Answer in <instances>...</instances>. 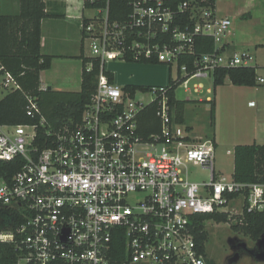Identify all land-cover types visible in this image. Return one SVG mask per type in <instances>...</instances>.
<instances>
[{
  "label": "built area",
  "instance_id": "2783aa9c",
  "mask_svg": "<svg viewBox=\"0 0 264 264\" xmlns=\"http://www.w3.org/2000/svg\"><path fill=\"white\" fill-rule=\"evenodd\" d=\"M205 2L129 0L128 17L114 20L107 0L80 25L92 51L86 57L100 66L80 122L49 129L44 147L35 143L37 124L0 125V205L22 218L16 228L0 231V242L17 251L13 264H114V240L122 235L125 264H210L194 232L198 216L230 213L238 196V215L245 208L264 211V184L218 173L215 141L176 131L168 85L129 91L106 68L113 61L175 65L176 85L190 90L193 79L213 78L217 68L252 66L249 52L224 51L232 19ZM199 37L212 38L214 49L199 53ZM182 57H193V69ZM92 68L89 61L86 69ZM20 88L0 60V91ZM201 88L195 84L194 91ZM141 92L153 99L144 104ZM153 103L160 130L146 137L139 118ZM29 108L41 112L36 101ZM45 121L42 115L40 124ZM11 162L18 168L6 177L1 171ZM191 164L208 170L209 178L191 180Z\"/></svg>",
  "mask_w": 264,
  "mask_h": 264
},
{
  "label": "trees",
  "instance_id": "16d2710c",
  "mask_svg": "<svg viewBox=\"0 0 264 264\" xmlns=\"http://www.w3.org/2000/svg\"><path fill=\"white\" fill-rule=\"evenodd\" d=\"M208 5L215 6L216 0H206ZM107 4V0H84L85 8H100ZM45 0H20V12L18 14L0 13V60L5 69L19 81L21 88L0 97V125L37 124L38 136L35 143L40 147L48 145L46 138L49 129L59 130L67 125H76L80 122L86 104L97 85V76L100 72L99 62L93 58L81 55L83 59L82 85L79 93L60 92L50 93L41 89L40 73L49 69L53 56L42 53L41 49V22L48 16H54L46 11ZM130 12L129 0H110V17L114 20H125ZM61 17L62 14L56 15ZM87 23L89 19L84 18ZM215 43L210 37H199L197 51L199 53L212 51ZM93 61L91 71L86 69V64ZM188 62L192 67L193 57H182L180 62ZM149 63V62H142ZM152 63V62H150ZM156 63V62H153ZM109 74V73H108ZM113 78L112 74H109ZM237 86H256L257 69L255 66L220 67L215 70L213 76L214 88L223 85L227 79ZM176 81L171 77L167 86L172 105H176V119L183 114V105L180 106L175 96ZM126 90L135 91L147 89L142 86H126ZM31 101H36L41 109L40 113L30 111ZM212 114L215 113V101L212 103ZM157 104L148 105L141 113L139 125L141 133L148 137L151 133L160 130V121L156 115ZM46 121L41 125V117ZM214 122H215V118ZM215 141V139L213 138ZM8 166V165H6ZM8 168L7 172L4 170ZM15 162L5 167L1 173L9 177L17 170ZM236 181L243 183L264 184V144L256 142L251 144H237L234 147V171ZM12 210L0 205V218L3 220L6 230L16 228L22 218L18 214H12ZM6 217L11 223L6 222ZM233 217V216H232ZM238 222L233 228L239 232L258 240L264 234V211H249L237 215ZM214 219L216 222L230 221V213H206L197 217L194 228L200 250L206 254V243L209 233L203 223L205 220ZM126 240L118 236L114 240L113 258L114 264H125ZM207 255V254H206ZM17 257V251L13 244L0 242V261L3 264H13ZM210 264H215L209 259Z\"/></svg>",
  "mask_w": 264,
  "mask_h": 264
},
{
  "label": "crops",
  "instance_id": "0c3cea01",
  "mask_svg": "<svg viewBox=\"0 0 264 264\" xmlns=\"http://www.w3.org/2000/svg\"><path fill=\"white\" fill-rule=\"evenodd\" d=\"M45 2L47 6L46 11L55 15L42 19L41 49L43 54L52 55L53 60L51 67L42 70L40 73L41 89L48 90L50 93L54 94L71 92V85L77 75H80L82 85L83 59L81 58V55L84 54V56H86L83 39L84 36L80 25L84 18L89 19L92 16H87L85 14L86 8L84 7V0H45ZM215 6L217 15L219 17L231 18L232 24L235 27V29L232 27V34L228 37L227 43L224 44V51L227 54H234L238 52L237 49L242 50L245 47L250 50V47L256 49L260 45H264L263 41L256 44L250 42L246 37L249 30L254 31V29H258V32L264 31V0H216ZM19 12L20 0L1 1V14H18ZM59 14H62V16H56ZM259 34L262 33H257V35ZM252 37H254V35ZM156 64L160 63L123 62L121 64H115L117 67V73L109 71L112 73L114 80L124 84V87H149V85L146 84L158 81L163 84L160 86H167L170 84L171 77L175 80L176 77H173L171 67L170 71L165 70L164 68V70H161L162 67ZM253 66L256 67V65ZM201 84L202 88L199 89L198 93L204 88L203 83ZM231 85L232 89L230 93L220 95L219 91H217L215 99L210 95H207L205 100L203 98L198 99V103H212L213 101H216L215 125L217 129L218 126H220V128L224 126L230 119L221 118V115L226 111L225 103L230 105L233 111V113H229V115L234 119H237L239 122H241V119H244L241 118L242 111L240 107L242 102L248 109L257 106L250 107L248 104L252 103L253 100L251 101L245 97L248 93L250 95L253 86H237L232 83ZM233 85L237 88H234ZM207 92L211 93V88H207ZM4 95L5 93L0 91V97H3ZM191 101L192 99L188 97L186 101L188 106L194 105ZM176 118L175 105L174 122H178H175L174 124L176 131L178 130L179 133L187 135L196 141L204 140V138L195 131V127L192 123L186 124L184 112L179 116V121ZM248 132H250L249 129H246V132H244L243 135H247ZM253 133L254 134L251 137L253 143L264 144V120L256 118L255 124L253 125ZM214 139L217 147L218 133H216Z\"/></svg>",
  "mask_w": 264,
  "mask_h": 264
},
{
  "label": "rangeland",
  "instance_id": "374dc122",
  "mask_svg": "<svg viewBox=\"0 0 264 264\" xmlns=\"http://www.w3.org/2000/svg\"><path fill=\"white\" fill-rule=\"evenodd\" d=\"M1 1L2 0H0V3ZM97 13V8L85 9V14L87 16H93ZM232 27L235 29L233 24ZM257 33L262 34L257 35ZM253 35L255 38L252 37ZM246 37L252 43L257 44L260 41L264 42V31L258 32V29H254V31L249 30ZM84 48L86 55L90 56L92 54V51L89 47V40L84 41ZM249 49L250 50L245 47L242 50L237 49V51L239 53H252L254 62H252L251 65H256L257 77L264 78V45H260L256 49H253L251 47ZM121 63L123 62H109L106 68L114 73H117V67L115 66V64ZM156 65H160L162 67L161 70L165 69L170 71L169 65L161 63ZM172 75L173 77L177 76L175 65L172 68ZM116 82L120 86L124 85L119 83L118 81ZM199 83H203L204 85V88L200 93L194 91L195 84ZM146 85L160 86L163 84L162 82L158 81L150 82ZM189 87L190 90H187L179 84L175 88V96L180 106H182V103H184L183 112L185 114L186 124L192 123V125H194L195 127V131L204 139H213L216 133H218V146L216 147V170L218 173H224L227 176H231L234 171V147L237 144L253 143L251 137L254 134L253 125L255 124L256 118L264 120V82H257V85L252 87L250 95L248 93L245 96L249 100H253V105L248 104L250 107L256 105L257 106L253 107L252 109H248L242 102L240 107L242 111L241 118L244 119H241V122L229 115V113H233V111L230 105L225 103L226 111L221 115V118L230 119L221 128L220 126H218V129L216 128L213 119L216 118V103L215 113L213 116L211 110L213 102L198 103V99L203 98L205 100L207 95H210L215 99V97L217 96V91H219L220 95L230 93L232 89L230 79L228 78L223 85L214 88L213 78H196L190 82ZM71 88L72 93H79L81 91L80 75H77L75 77ZM207 88H211V93L207 92ZM234 88L237 87L234 86ZM188 97L192 99L191 102L194 105L188 106L186 102ZM138 98L144 104H147L153 99V95L151 93L141 92L138 94ZM246 129H249L250 132H248L247 135H243V133L246 132ZM228 150H230V153H228ZM188 172L191 180H207L209 178V171L199 165L191 164L189 166ZM242 202L243 196H238L233 201H231V203L227 207V210L230 211V215L233 216H230V221L226 223L208 221L205 225V228L209 233V240L206 243V254L208 258L215 264H264V234L258 240H254L250 236L233 228V225L238 222V219L236 218L238 214L235 212V210H238L241 207ZM238 213L240 214V211ZM5 220L8 224L11 223L10 218L6 217ZM3 224V220L0 218V231L6 230V227Z\"/></svg>",
  "mask_w": 264,
  "mask_h": 264
},
{
  "label": "bare ground",
  "instance_id": "6f19581e",
  "mask_svg": "<svg viewBox=\"0 0 264 264\" xmlns=\"http://www.w3.org/2000/svg\"><path fill=\"white\" fill-rule=\"evenodd\" d=\"M91 71V70H90Z\"/></svg>",
  "mask_w": 264,
  "mask_h": 264
}]
</instances>
